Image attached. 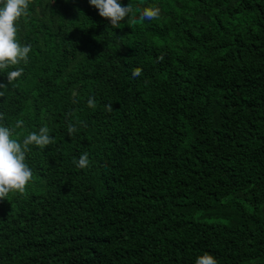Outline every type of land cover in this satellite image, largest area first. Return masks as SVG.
Returning a JSON list of instances; mask_svg holds the SVG:
<instances>
[{"label":"trees","instance_id":"1","mask_svg":"<svg viewBox=\"0 0 264 264\" xmlns=\"http://www.w3.org/2000/svg\"><path fill=\"white\" fill-rule=\"evenodd\" d=\"M120 2L160 17L30 0L15 25L31 52L0 70V124L55 142L0 200V264H264V0Z\"/></svg>","mask_w":264,"mask_h":264},{"label":"clouds","instance_id":"2","mask_svg":"<svg viewBox=\"0 0 264 264\" xmlns=\"http://www.w3.org/2000/svg\"><path fill=\"white\" fill-rule=\"evenodd\" d=\"M30 0H0V70H6L11 66L19 65L21 62L28 63L31 44H21L17 40L16 23L24 16L28 15ZM90 6L98 10L100 17L107 19L111 27L120 28L121 22L128 20L130 25H135L145 20H154L160 17L161 10L157 6L145 7L137 17L131 3L124 5L120 0H89ZM162 59V57H160ZM24 69L17 68L7 72V82L12 84L23 75ZM143 69L136 67L132 69V78L142 75ZM6 85L0 83V88ZM4 93L0 92V96ZM90 108L95 107L92 98L88 100ZM111 112L112 105L105 106ZM3 116L0 115V120ZM23 122L17 121L16 128L22 127ZM47 126L41 127L39 132H31L23 139L22 143L11 139L12 130L0 124V200L13 191H24L26 185L32 179L33 173L26 161V153L30 150V145L44 148L55 141L49 135ZM68 134L71 136L77 128L69 123ZM76 167L87 168L90 164L89 153L83 152L78 161H74ZM195 264H218L214 256L205 252L198 256Z\"/></svg>","mask_w":264,"mask_h":264}]
</instances>
